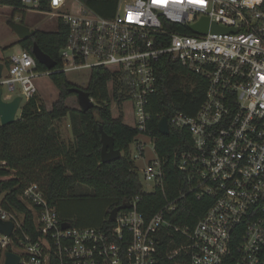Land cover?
Instances as JSON below:
<instances>
[{
    "label": "built area",
    "instance_id": "2783aa9c",
    "mask_svg": "<svg viewBox=\"0 0 264 264\" xmlns=\"http://www.w3.org/2000/svg\"><path fill=\"white\" fill-rule=\"evenodd\" d=\"M42 1L21 0L22 9L66 25L59 72L108 70L112 102L130 103L133 127L153 142L147 107L164 57L206 78L208 88L194 116L177 112L170 122L192 139L179 165L186 192L149 219L138 210L140 197L130 199L132 207L121 210L106 231L62 221L33 183L19 196L31 211L32 233L26 212L6 209L2 194L0 221L13 230L0 233V264L8 252L19 257L18 264H159L165 243L174 264H229L231 258L232 264H264V0H45L49 11L41 9ZM204 18L227 31L195 32L192 26ZM7 61L3 98H15L5 96L6 89L19 90L21 108L37 95V79L54 71L40 72L25 50ZM134 143L133 161L145 155V143ZM139 173L145 193L164 191L158 158ZM187 194L212 200L193 228L173 221Z\"/></svg>",
    "mask_w": 264,
    "mask_h": 264
},
{
    "label": "trees",
    "instance_id": "16d2710c",
    "mask_svg": "<svg viewBox=\"0 0 264 264\" xmlns=\"http://www.w3.org/2000/svg\"><path fill=\"white\" fill-rule=\"evenodd\" d=\"M0 5L12 7L16 11L23 10L21 0H0ZM93 7L105 15L99 7ZM41 9L49 11L47 1H42ZM67 37L68 29L59 20L57 31L36 30L31 37L19 40L22 49L31 55L36 44L56 62L57 66L52 70L54 73L49 77L59 95L51 110L35 96L23 105L20 116L13 124L2 126L0 121V195L6 194L4 207L26 212V227L32 233L31 211L19 200V196L28 185L37 183L62 221L70 222L60 215V210L63 214L69 213L62 203L80 198L107 201L106 212L94 225L106 231L115 227V223L109 220V213L125 200L140 197L138 210L149 219L167 201L187 191L179 165L181 154L192 147V139L189 131L175 129L170 122L177 112L188 116L197 113L205 99L208 80L172 62L168 57L158 64L157 91L149 98L147 107L150 114L148 134L154 140L157 158L166 175V184L164 191L145 193L142 176L134 165L130 149L140 133L125 124L123 114L120 113L116 118L112 114L109 83L113 74L101 67L92 70L85 90L94 100L95 107L84 112L67 106V100L76 96L71 89L78 87L69 82L66 73L59 72L60 53ZM4 64L9 67L8 61H4ZM37 69L48 72L47 67L38 61ZM119 104L122 105L121 102ZM163 117L170 123L169 135L160 132L159 122ZM66 118L70 121L73 142L62 138L59 129L58 124ZM100 127L114 139L115 149L122 152L120 159L102 162ZM211 204V198L198 200L193 194H187L179 201L177 216L173 221L193 228ZM167 246L168 243H165L160 247L159 264H174L167 258ZM229 261L232 264V258Z\"/></svg>",
    "mask_w": 264,
    "mask_h": 264
},
{
    "label": "rangeland",
    "instance_id": "374dc122",
    "mask_svg": "<svg viewBox=\"0 0 264 264\" xmlns=\"http://www.w3.org/2000/svg\"><path fill=\"white\" fill-rule=\"evenodd\" d=\"M63 13L72 12L65 11ZM8 21L21 23L31 29L39 31L55 32L58 30L57 19H53L50 15L38 11H16L12 7L0 5V61L2 62L9 60L11 56L19 54L23 50L22 46L19 44L17 34L10 28ZM66 75L70 83L85 90L91 77V71L90 69L85 68L82 70L69 71ZM36 83L38 86V93L36 96L41 99V102L47 109H51L53 103L58 99L59 91L52 84L49 75L39 77ZM7 95L16 97L17 95H20V91L17 90V92L11 93L8 89H6L5 96ZM9 99L11 98H8L7 101H10ZM111 103L113 116L116 118L120 115V113L123 114L125 124L133 127L134 115L131 104L125 103L122 106L117 102H112V98ZM67 106L70 109L81 110L77 96L70 97L67 100ZM22 107L18 111L17 118L21 114ZM69 123V119L66 118L58 125L62 138L68 140V142H73L74 137ZM137 140L145 143V155L138 160H134V165L141 171V169L145 168L148 164V160L157 158V155L154 149V142L148 136L140 135L137 137ZM130 149L132 154H134L136 152V143L131 144ZM62 204L67 208V210H69V213L63 214L60 210V215L68 218L74 226L79 225L92 227L100 221L103 214L107 210V201L102 199H68Z\"/></svg>",
    "mask_w": 264,
    "mask_h": 264
},
{
    "label": "water",
    "instance_id": "95a60500",
    "mask_svg": "<svg viewBox=\"0 0 264 264\" xmlns=\"http://www.w3.org/2000/svg\"><path fill=\"white\" fill-rule=\"evenodd\" d=\"M8 25L10 28L17 34L19 40H25L32 35L35 34L36 30L31 29L30 27L16 23L14 21H8ZM192 29L195 32L206 34L208 31L213 32H225L227 30L222 29L216 25H210L208 19L204 18L202 21L196 25L192 26ZM33 55L38 62L45 65L49 71H52L56 67V62L52 60L50 56L45 54L38 45H34L33 47ZM5 68V64L0 62V78L2 77V72ZM72 92L76 93L78 98L79 105L81 110L87 112L88 110L95 107L94 100L90 97V94L79 87H75L71 89ZM3 88L0 87V121L2 126H7L13 124L17 120V114L20 109V105L22 102V98L20 96H16L13 100L7 101L3 98ZM160 132L164 135H169L170 126L168 119L163 117L159 122ZM101 132V159L103 163L111 162L122 157V152L115 149L114 139L109 136L102 127H100ZM132 207V203L130 201H124L120 206L114 208L109 213V220L115 221L117 214L121 210H126ZM70 227V224L67 223L64 225V228ZM13 230V224L9 222L0 221V233L11 235ZM6 264H18L19 257L13 253L8 252L6 254Z\"/></svg>",
    "mask_w": 264,
    "mask_h": 264
},
{
    "label": "crops",
    "instance_id": "0c3cea01",
    "mask_svg": "<svg viewBox=\"0 0 264 264\" xmlns=\"http://www.w3.org/2000/svg\"><path fill=\"white\" fill-rule=\"evenodd\" d=\"M0 62H2V61H0ZM2 63H4V62H2ZM52 108V107H51ZM48 110H51V109H48ZM156 159V158H155ZM152 160H154V159H152ZM152 160H148V163L150 162V161H152Z\"/></svg>",
    "mask_w": 264,
    "mask_h": 264
},
{
    "label": "bare ground",
    "instance_id": "6f19581e",
    "mask_svg": "<svg viewBox=\"0 0 264 264\" xmlns=\"http://www.w3.org/2000/svg\"><path fill=\"white\" fill-rule=\"evenodd\" d=\"M6 66V65H5ZM57 66V65H56ZM7 67V66H6ZM55 69V68H54ZM49 71V70H48ZM18 96V95H17ZM155 149V148H154Z\"/></svg>",
    "mask_w": 264,
    "mask_h": 264
}]
</instances>
